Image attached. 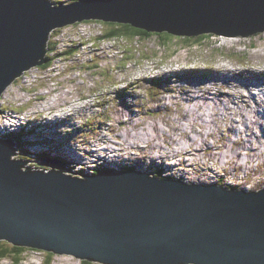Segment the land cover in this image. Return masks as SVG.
Segmentation results:
<instances>
[{
  "label": "water",
  "instance_id": "water-1",
  "mask_svg": "<svg viewBox=\"0 0 264 264\" xmlns=\"http://www.w3.org/2000/svg\"><path fill=\"white\" fill-rule=\"evenodd\" d=\"M84 20L246 40L264 33V0H0V93L45 62L52 30ZM13 144L0 139V239L103 264H264V187L83 175L9 158Z\"/></svg>",
  "mask_w": 264,
  "mask_h": 264
},
{
  "label": "rangeland",
  "instance_id": "rangeland-1",
  "mask_svg": "<svg viewBox=\"0 0 264 264\" xmlns=\"http://www.w3.org/2000/svg\"><path fill=\"white\" fill-rule=\"evenodd\" d=\"M50 1L67 4L76 0ZM101 23L100 21L95 23L84 21L72 27L68 26L50 33L47 41L48 52L45 55L49 67L43 68L42 66H33L31 69L24 72L22 76L17 78L1 94V115L6 116L8 120L14 118L15 120H13V123L15 125L18 124L17 127H21L19 133H14L17 147L19 151L21 150V154L15 158L22 161L41 162V153L47 156H56L54 148L50 145H55V140L59 139L64 145L70 144L75 147H81L78 152L74 153V157H77V161L74 163H67L71 165V167H68L69 170L71 168L72 171L76 173L78 171L81 174L93 175L94 172L95 174L103 172H124L122 168H135L146 172V170L156 169L154 168L155 165H153V162L150 160L156 161L157 163L160 162L164 167H167L166 164L170 162H179L182 157L187 162L193 163L192 167H189L191 170L188 178L180 173L178 176V171L157 170L158 167L155 171L156 174L159 177L168 178H181L183 176L181 179L187 183L195 182L196 184L200 183L204 185L218 184L237 189L249 188L248 190H256L264 187V104H260L257 101L258 98H264V94H262V97L255 96L256 101L251 100V95H255L258 91L253 88L254 86L260 85L259 89H264V75H259V77L252 76L249 72L252 67V70L264 73V33L256 38L246 40H232L216 35H206L198 42L191 41L185 43V37L183 36L171 35L162 39L163 37L161 36L151 34L144 39L134 37L128 40L122 39L113 41L108 39L109 41L103 40L97 42V40H94L95 36L108 29L107 26ZM165 40H167V43H164ZM63 51L66 52L60 53ZM48 59H50L49 62ZM223 66L226 68H223ZM196 67L201 68L196 69ZM228 68L229 70L240 68L239 70L242 73L237 75V78H232L228 76V74H223L229 72ZM172 69H174V71H171ZM161 70L169 74L177 72L191 73L193 76L187 79L192 80L187 82L191 85L192 81L195 80V84L187 89L183 88L185 85L183 83L184 81L170 84V82L163 77L164 80L158 78L156 80L158 84H153L149 87L153 82V76L157 75ZM207 72L209 73L206 76ZM201 75L206 77H200ZM209 77H211V81L208 83L206 81L209 80ZM216 77H221L223 87L221 85L219 86L222 89V93L230 91L231 87H234L235 91H237L236 86L241 83L243 87H249L248 91L251 95H248V93L243 90L239 91L241 92L242 99L235 97V94L233 99L227 98L224 94H218L217 97L213 98L205 92V88H210L211 91H215L212 82ZM198 78L202 79L204 82H198ZM123 85L127 86L130 95L128 98L126 97L128 99L126 102L129 107H125L123 114L130 116L128 120H123L120 123L124 124L121 131L112 129L114 134L113 143L117 148L116 151L109 149L113 152L111 161L107 162L100 158L96 160V157L92 156L90 153L91 149L106 145V142L112 135L110 128L119 129L122 128V125H118L117 122H114L113 113L116 112L114 108L110 106L105 107L107 115L105 119V115H102V118L99 117L93 108L83 112V101L91 104L95 100L108 105V97L104 96V94L112 91L118 93ZM171 88L174 91L171 90ZM193 91L199 93L198 99H189V94ZM67 92L68 94L65 96L64 101H58L55 107L64 105L63 109H67L68 111L72 109L73 105L77 102L76 110L72 109V112L75 110L74 112L81 116L82 126H79V123H77L75 125L77 130L72 129L66 133L65 126H67V124L69 125V129L72 128L70 119L64 123H57L58 119H54L53 114H44V116H39L40 120H43L41 123H44L43 127L49 125L50 128L44 129V131L41 132L42 130L34 127L32 128V135L24 134L29 129H26L23 123L30 124L35 120L36 115L34 114V109H36L35 104L38 103L37 100H35V95L50 99ZM212 100H217V107L220 108L224 105L225 109L218 110L217 126H208L204 122L206 119H212V117L208 116L211 112ZM199 103L201 107L197 109L196 104ZM253 104L258 105L261 111L255 112L253 110ZM80 112L82 114H79ZM193 112L198 114L206 112V118L204 120H191V124L189 122V117L190 113L192 114ZM243 112L248 118L247 125L253 122L259 114L262 115V117H260L262 120L258 121V124L246 132H235L232 129L233 122L239 124L240 127L238 126V128H241V130L245 127V123L241 117ZM138 113V118H136ZM45 115L48 118L43 119ZM175 116L183 118H181V123L193 142L190 143L183 140L182 144L173 146L162 144L163 153H165V150L169 153L165 161L164 157L155 158L159 153L157 144L163 142V136H161L162 140H157L154 145L152 144V140L140 142V147L138 148L129 143V141L131 142L138 136L143 135L144 132L141 131L144 128H147L146 131L151 133L152 126H154L153 123L159 124V122H161L160 125L167 129L169 125L168 120H175ZM231 117L233 119H230ZM134 123H138L139 125L126 126L127 124ZM131 127L132 130L127 136H123V134L116 135L121 141V144L118 143L119 140L115 137V134L117 132L123 133L128 131ZM208 128L211 129L212 135L208 134ZM3 132L5 131L3 130ZM95 133L97 134L95 135ZM36 134H39V139L48 150L42 148L39 151L34 147L29 148V145L27 147V142H23V137L27 138ZM244 134L252 136V140L256 144V147H249L248 153L246 152L248 148L247 141L242 143ZM122 136L124 138L123 140H121ZM33 137L35 138L36 136ZM177 137L179 136L177 135ZM233 137H238L239 140L234 141ZM180 139L181 138H179V140ZM33 140L34 139L31 138V141ZM40 140L36 138L35 143L33 142L31 145H37ZM95 140L96 143L93 142ZM198 140L200 142H198ZM202 140L205 141V145L202 144ZM85 141L90 142L89 144H87L88 142L84 144ZM214 141L216 144L210 147V144ZM226 143L229 144V147L236 149L235 153L241 152L242 154L237 156L230 148L227 153L232 154L234 157L221 169L219 165L221 162L218 164L216 160H211L210 154L214 152L216 155H218V153L221 155V152L224 150V144L226 145ZM57 146L59 147L60 144H57ZM110 146L114 145L110 144ZM203 146L206 148V151L201 149ZM172 149H174V152H177L176 155ZM194 149H197L199 153L194 152ZM100 150L101 149H99V151ZM182 151L185 152L181 153ZM29 153L35 155L33 160H31ZM172 153H174L173 156L176 158L171 157ZM141 156L147 159V163H150V166L145 168L146 170H142L144 168L140 167L139 162L137 163L131 160L133 157L140 158ZM58 158L64 161L63 158ZM123 158H125L123 160L124 162L120 160ZM115 159L118 161L116 162ZM195 159H199L201 162ZM220 159L222 160V158ZM69 160L71 162V159ZM90 160L96 161L94 163L87 162ZM245 160L247 161L244 162ZM139 161L145 160L142 158L139 159ZM235 162H237L236 165ZM180 163L181 162L174 165L184 168V163ZM202 163L209 173V177L206 181L195 179L199 174L202 175ZM78 165L83 168H79ZM145 165L146 164L143 163V166ZM105 168H107L106 171L104 170ZM215 169H219V172H215ZM225 172L227 174L226 177L224 176ZM186 178L189 179V181ZM1 241L5 242L6 245L16 246L6 240H0V244L2 243ZM25 249L22 264H80L81 261L70 255L52 253L53 255L50 257L47 254L50 253L48 251L45 252L30 248ZM44 259H46V261ZM9 263L10 260L8 259H0V264ZM90 263L100 264L98 262Z\"/></svg>",
  "mask_w": 264,
  "mask_h": 264
},
{
  "label": "bare ground",
  "instance_id": "bare-ground-1",
  "mask_svg": "<svg viewBox=\"0 0 264 264\" xmlns=\"http://www.w3.org/2000/svg\"><path fill=\"white\" fill-rule=\"evenodd\" d=\"M226 64V63H225ZM225 66H223V68H224ZM157 69H160L159 67H156ZM201 67H196V69H200ZM207 68V67H206ZM226 68V67H225ZM232 68V67H231ZM252 68V67H251ZM250 68V73L252 74V76H257V77H259V75H264V73L263 72H256L255 70H252ZM208 69V68H207ZM206 69V70H207ZM240 69V68H239ZM239 69H237V68H233V69H230L229 70V68H228V70H229V72L228 73H226L225 71V73H223L224 75H227L228 74V76H230V77H232V78H237V75H239L240 73H242V72H240V70ZM223 70V69H222ZM221 70V71H222ZM225 70V69H224ZM227 70V71H228ZM171 71H174V69H172ZM218 71V70H217ZM24 72H26V71H23L19 76H16L11 82H10V84H8L7 86H10L17 78H19L20 76H22V74L24 73ZM208 73L209 72H207L206 73V76L208 75ZM214 75V74H213ZM193 76V74H191V73H188V72H177V73H172V74H169V73H167V72H165V71H159V73L157 74V75H154L153 76V82L151 83V85L149 86V87H151L153 84L154 85H157L158 84V82L156 81L158 78H161V79H163L164 80V78H166L169 82H170V84H172V83H175V82H178V81H182L181 80V77H183V79H184V87L183 88H187V89H189L190 88V86H193L194 84H195V80H193L192 81V83H191V85H189L188 84V82L187 81H191L192 79H187L188 77H192ZM206 76H204V75H201L200 77H206ZM221 76V75H220ZM164 77V78H163ZM214 77V76H213ZM198 80V82L199 81H201V82H204V81H202V79H200V78H198L197 79ZM211 81V77H209V80L208 81H206V82H210ZM222 80H221V77H216L215 79H214V81L212 82V84L214 85V87H215V91H211L210 90V88H205V92L208 94V95H210V96H212L213 98H215V97H217L218 96V94H224V95H226L227 96V98H229V99H233L234 98V94H235V97H237V98H240V99H242L241 98V92H239V91H245V92H247L248 93V95L250 94V92L248 91V88L249 87H243L242 86V84L240 83L238 86H236V88H237V91H235V89H234V87H231L230 88V91H226V92H224V93H222V89L220 88V86L219 85H221L222 87H223V83L221 82ZM224 81V80H223ZM243 81V80H242ZM248 81H251V80H248ZM233 83V82H232ZM126 85V84H125ZM125 85H123L122 87H121V89L119 90V92L117 93V92H114V91H112V92H106L105 94H104V96H107L108 98H107V103H108V105L107 104H104V103H100L99 101H95L94 100V102H92L91 104L90 103H86V102H84L83 101V112H86V111H88V110H90V109H94L95 111H96V113L98 114V116L99 117H101L102 115H105V119L107 118V115H106V112H105V107L106 106H110L111 108H114L115 109V111L116 112H114L113 113V119H114V122H117L118 124H120L123 120H128V117L130 116V115H124L123 113H124V111H125V107H129L128 106V104H127V98L130 96L129 95V91H128V89H127V86H125ZM200 85V84H199ZM256 85H257V83H256ZM259 86L260 85H258V86H254L253 88L255 89V90H258L257 91V93L255 94V95H251V100H254V101H256V99H255V96H259V97H262L263 95L262 94H264V89H259ZM171 90H173L172 88H171ZM198 90V89H197ZM214 90V89H213ZM174 91V90H173ZM194 92V93H193ZM192 93H190L189 94V99L191 98V99H198V97H199V93L197 92V91H193ZM68 94V92L67 93H62V94H59V95H57V96H55V97H52V98H50V99H48L47 97H44V96H37V95H35V100H37V104H35L36 105V109H34V114L36 115L35 116V120L32 122V123H30V124H27V123H23V126L24 127H26V129H31V128H34V127H37L39 130H42L41 132H43L44 131V129H47V128H50V126L49 125H46L45 127H43V125H44V123H41V122H43V120H40V118H39V116H41V115H43L44 116V114H53V116L55 117V119H58V121L59 120H62L63 119V116L61 115V113H60V111L58 110V107H55V105H57V102L58 101H64V99H65V96ZM206 94V95H207ZM127 97V98H126ZM201 97V96H200ZM186 98V97H185ZM80 99H83V98H80ZM226 99V98H225ZM207 100V99H206ZM239 100V99H238ZM190 101V100H189ZM224 101V100H223ZM226 101V100H225ZM257 101L260 103V104H264V98H258L257 99ZM216 102H217V100H212V103H211V112H210V114L208 115V116H210V117H212V119H206V121H204L205 122V124H207L208 126H211V125H215V126H217V119H218V114H219V112H218V110L219 109H223V110H225L224 109V105L223 106H221L220 108L219 107H217L216 106ZM193 103H195V102H193ZM198 103V102H197ZM174 104V103H173ZM244 104H246V103H244ZM219 105V104H218ZM76 106H77V102L75 103V105H73V107H75L76 108ZM166 106V105H165ZM196 107H197V109H200V103L199 104H196ZM178 108V107H177ZM176 108V109H177ZM227 108V107H226ZM243 108V107H242ZM232 109V108H231ZM241 109V108H240ZM259 109V110H258ZM178 110H180V109H178ZM253 110L255 111V112H257V111H261L260 110V107L258 106V105H256V104H253ZM245 111V110H244ZM182 112V111H181ZM223 112H225V111H223ZM232 112V111H231ZM249 112H251V111H249ZM147 113V112H146ZM176 113V112H175ZM180 113V112H179ZM226 113V112H225ZM237 113V112H236ZM79 114H82L81 112L79 113ZM148 114V113H147ZM177 114V113H176ZM228 114V113H227ZM178 115H180V114H178ZM182 115V114H181ZM258 115V114H257ZM222 117V116H221ZM224 117V116H223ZM241 117L243 118V121H244V123H245V127H244V129L243 130H241V128L239 129L238 128V126H239V124H237V123H232V129L235 131V132H237V131H242V132H246L247 130H250L253 126H255L256 124H258V121H260V120H262V118L260 119V117H262V115L261 114H259L258 116H256V118H255V120L253 121V122H251L249 125H247V123H248V118L246 117V115L244 114V112H243V114L241 115ZM45 118H48L46 115H45V117H43V119H45ZM102 118V117H101ZM182 118V117H181ZM181 118H178V117H176L175 116V120H172V121H170V120H168L169 121V125H168V128L167 129H165L164 127H162L161 125H160V123L161 122H159V124H156V123H153L154 124V126H152V130H151V133L150 132H147L146 130H147V128H144L141 132H144V134L143 135H140V136H138L135 140H132L131 142L129 141V143L132 145V146H135L136 148H138V147H140V142H143V141H149V140H152L153 142H152V144L154 145V144H156L155 142H157V140H162V137L161 136H163V142L162 143H158L157 144V147H158V155H156L155 156V158H160V157H164L165 159H164V161L167 159V157L169 156V153L165 150L164 152L165 153H163V146H162V144H165V145H169V146H173V145H180V144H182V142H183V140H185V141H187V142H190V143H192L193 142V140L191 139V138H189V136L187 135V133H186V131L184 130V126L182 125V123H181ZM206 118V112H203V113H201V114H198V113H196V112H193L192 114L190 113V117H189V122L191 123V120H195V119H199V120H204ZM220 118V117H219ZM171 119V118H170ZM183 119V118H182ZM230 119H233L232 117L230 118ZM249 119H250V117H249ZM13 120H15L14 118L13 119H11V120H8L7 119V117L6 116H2L1 115V113H0V139L1 140H13V145H12V147L13 148H15V150H14V152L16 153V154H13V155H9V158L10 157H13L14 158V160H19V159H16L15 157H18L20 154H21V150L19 151V149H18V147H17V143H16V139H15V137H14V133H19V130L21 129V127H17L18 126V124H14L13 123ZM18 120V119H17ZM241 121V120H240ZM230 122H232V121H230ZM70 123H71V126H72V128H70L69 129V125L67 124V126H65L66 128H65V130H66V133H68V131H71L72 129H75V130H77V128L75 127V125L77 124V123H79V126H82L83 125V123H82V121H81V116L80 115H78L76 112H72L71 113V117H70ZM243 123V122H242ZM53 124V123H52ZM143 124V123H142ZM192 124V123H191ZM128 125H130V126H135V125H139L138 123H134V124H127L126 126H128ZM188 125V124H187ZM240 127V126H239ZM142 128V127H141ZM230 128V127H229ZM5 131V132H3V130ZM175 129V130H174ZM189 129V128H188ZM209 129V128H208ZM231 129V128H230ZM131 130H132V127L128 130V131H125V132H123V133H119V132H117L116 134H115V137L117 138V136L116 135H118V134H123V136L125 135V136H127L128 134H129V132H131ZM206 130V129H205ZM195 131V130H194ZM253 131V130H252ZM134 132V131H133ZM97 133H95V135H96ZM132 134V133H131ZM208 134H211L212 135V132H211V129H209L208 130ZM235 134V133H234ZM177 135L179 136V137H177ZM236 135H237V133H236ZM123 136H122V138H121V140H123L124 138H123ZM24 138V141L23 142H27V147H28V145H29V148L30 147H34L35 149H38L39 151L43 148V149H46V150H48V148L46 147V146H44V143L43 142H41V140L39 139V135H37L36 137H35V139H34V137L33 136H29V137H23ZM31 138H33L34 139V143H35V140H36V138H38V140H40V141H38V144L37 145H31V144H33V141H31ZM179 138H181L180 140H179ZM223 138V137H222ZM55 139V138H54ZM118 139V138H117ZM133 139V138H132ZM194 139V138H193ZM233 139H234V141H237V140H239L238 139V137H233ZM254 139V138H253ZM119 140V139H118ZM155 140V141H154ZM223 140V139H222ZM230 140H231V138H230ZM262 140V139H261ZM221 141V140H220ZM226 141V140H225ZM244 141H247V146H248V148L246 149V152L248 153V150H249V147H254L256 144L254 143V141L252 140V136H250V135H248V134H244V137H243V140H242V143L244 142ZM86 142H88L87 144H89V142L90 141H85V143L84 144H86ZM94 143H96V140L95 141H93ZM198 142H200L199 140H198ZM202 142V144H204L205 145V141L204 140H202L201 141ZM207 142V141H206ZM218 142V141H217ZM118 143H120L121 144V141L119 140V142ZM212 143V142H211ZM57 144H60V146L58 147L57 146ZM128 144V143H127ZM207 144V143H206ZM216 143H215V141L212 143V144H210V147L213 145H215ZM231 144V143H230ZM232 145V144H231ZM51 147H53L54 148V152H55V159L56 160H58V161H61L63 164H64V166L67 168V169H69L68 167H71V165H68L67 163H74L75 161H77V157H74V153L75 152H78V150L81 148V147H75L74 145H64L63 143H61V141L59 140V139H56L55 140V145L54 144H51L50 145ZM207 146H208V144H207ZM260 146V145H259ZM26 147V148H27ZM93 147H94V145H93ZM256 147V146H255ZM231 147H229V144H227L226 143V145L224 144V150L221 152V155L218 153V155H216L214 152H211V154H210V159L211 160H216L217 162H218V164H219V162H221L219 165H220V167H221V169H222V167H224L229 161H231L232 159H233V155L232 154H228L227 153V151L230 149ZM99 149H101L100 151H99ZM199 149V148H198ZM201 149H204L205 151H206V148L203 146V148H201ZM238 149V148H237ZM17 150V151H16ZM121 150V149H120ZM173 150V152H174V149H172ZM184 150V149H183ZM188 150V149H187ZM209 150V149H208ZM213 150V149H212ZM231 150H232V152L233 153H235L236 152V149H233V148H231ZM241 150V149H240ZM88 151V150H87ZM176 151V150H175ZM251 151V150H250ZM185 151H182L181 153H184ZM194 152H196V153H199V151L197 150V149H194ZM18 153V154H17ZM69 153H71V154H69ZM91 155L92 156H94V157H96L95 159L97 160V158H100V159H103V160H106V161H111V159H112V155H113V152L111 151V150H109V148L108 147H101V146H98V147H94L93 149H91ZM175 153V155H176V153L177 152H174ZM174 153H172L171 154V157H174L173 155H174ZM254 153V152H253ZM187 154V153H186ZM235 154H237V156H239V155H241L242 153L241 152H237V153H235ZM189 155V154H188ZM254 155V154H253ZM29 156L31 157V160H33V158H35V155H33V154H31V153H29ZM58 157H61V158H63L64 159V161L62 160V159H59ZM195 157H196V155H195ZM260 157V156H259ZM47 158V155L46 154H43V153H41V160H42V162H43V160L44 159H46ZM143 158V160H145V161H139V159H142ZM220 158H222V160L220 159ZM262 158H263V156H262ZM261 158V159H262ZM69 159H71V162H70V160ZM125 158H123V159H120V160H122V162H124L123 160H124ZM202 159H203V157H202ZM96 160H90V161H87V162H91V163H94ZM131 160H133V161H135V162H139V165H140V167H143L144 169L146 168V167H149L150 166V163H147L146 162V158L145 157H143V156H141L140 158H137V157H133V158H131ZM196 161H199V162H201V160H199V159H195ZM150 161H152L153 163V165H155L154 167L155 168H157L158 167V170L159 169H163V170H165V171H172V170H174L175 168V170H178V171H180V172H178V176L180 175V174H182L184 177H187L188 178V175H189V172H190V170H191V168L189 169V167H192V165H193V163H189V161L187 162L186 160H184L182 157H181V160L179 161V162H181L180 164H183L184 163V165H185V167L184 168H181L180 166H175L174 164H178V163H168V164H166V166L167 167H164L160 162H156V161H153V160H150ZM207 161V160H206ZM247 160H245L244 162H246ZM101 163V162H100ZM143 163L144 164H146L145 166H143ZM188 163V164H187ZM76 164V163H75ZM207 164V163H206ZM216 164V163H215ZM237 164V162H235V165ZM138 166V165H137ZM78 167L79 168H83V167H81L80 165H78ZM234 167V166H233ZM202 175H198L197 176V178H195L196 180H207L208 179V172H207V169H205L204 168V165H203V163H202ZM120 169V168H119ZM105 171L107 170V168H105L104 169ZM143 170V169H142ZM253 170V169H252ZM70 171H72V169L70 168ZM173 172V171H172ZM215 172H219V169H215ZM77 173H79V174H81L80 172H78L77 171ZM180 173V174H179ZM196 173V172H195ZM229 173H231V172H229ZM197 174V173H196ZM161 175V174H160ZM168 175V174H167ZM164 176H166V175H164ZM182 176V177H183ZM195 176V175H194ZM204 176V177H203ZM218 176V175H217ZM224 176L226 177L227 176V174H226V172L224 173ZM181 177V178H182ZM173 178V177H172ZM175 178V177H174ZM180 178V179H181ZM186 178V179H187ZM218 178H219V176H218ZM188 181H189V179H187ZM191 180V179H190ZM192 180H194V179H192ZM195 183V182H194ZM200 184V183H199ZM218 185V184H217ZM235 189H237V188H235ZM0 240H4V239H0ZM6 241H8V240H6ZM8 242H10V241H8ZM10 243H12V242H10ZM13 244V243H12ZM15 245V244H14ZM38 249H41V248H38ZM42 250H45V249H42ZM46 251H48V250H46ZM48 252H50V253H53V254H61V253H55V252H52V251H48Z\"/></svg>",
  "mask_w": 264,
  "mask_h": 264
},
{
  "label": "trees",
  "instance_id": "trees-1",
  "mask_svg": "<svg viewBox=\"0 0 264 264\" xmlns=\"http://www.w3.org/2000/svg\"><path fill=\"white\" fill-rule=\"evenodd\" d=\"M103 25L107 26L108 29L99 37L100 39H109L111 37H127V38H134L137 37L139 39H144L150 36L151 34H156V36L163 37L162 39H165L164 37H169L171 34H168L166 32H148L144 29L135 28L127 23H113V22H105ZM203 36L201 35L198 37L194 36H188L184 38L185 43H189L191 41L198 42L200 41ZM164 43H167V40H165ZM50 59H48V62ZM0 244V259H4L5 257L10 258L11 262L10 264H21V257L23 256L24 251L26 250L25 247H17V246H10L6 245L5 242L1 241ZM5 248V249H4ZM50 257L53 255L52 253H47ZM81 264H91L89 261L82 260Z\"/></svg>",
  "mask_w": 264,
  "mask_h": 264
},
{
  "label": "clouds",
  "instance_id": "clouds-1",
  "mask_svg": "<svg viewBox=\"0 0 264 264\" xmlns=\"http://www.w3.org/2000/svg\"><path fill=\"white\" fill-rule=\"evenodd\" d=\"M77 1V0H76ZM52 3H54V4H59L60 2H52ZM84 21H86V22H99L100 20H84ZM84 21H81V22H84ZM81 22H78V23H81ZM100 22H102L101 24L103 25V23H105V22H103V21H100ZM78 23H74V24H71V25H67V26H65V27H72V26H74V25H76V24H78ZM97 24V23H96ZM65 27H61V28H65ZM61 28H56V29H54V30H52L50 33H52V32H54V31H58L59 29H61ZM104 32H102V33H100L99 35H96L95 36V38H94V40H97V42L98 41H103V40H108V39H100L99 37L103 34ZM50 35V34H49ZM49 37V36H48ZM122 39H130V38H127V37H119V38H116V37H111V38H109V40H113V41H116V40H122ZM139 39V38H138ZM108 40V41H109ZM47 41H48V39H47ZM47 41H46V46H45V49H46V52H45V55L47 54V52H48V49H47ZM52 52V51H51ZM64 52H66V51H63V52H60V53H64ZM74 53H75V51H74ZM73 53V54H74ZM44 60H45V62L43 63V64H41V65H35V67H37V66H42L43 68H48L49 67V65L47 64V60H46V57L44 58ZM33 67V66H32ZM32 67H30L29 69H31ZM29 69H27V70H29ZM27 70H24V71H27ZM183 78V77H182ZM184 81V80H183ZM8 86H6V88H7ZM5 88V89H6ZM4 89V90H5ZM4 90L0 93V96H1V94L4 92ZM63 107H64V105H60V106H58V110L60 111V112H62L61 113V115L63 116V119L62 120H59V121H57V123L59 122V123H64V122H67V120H69L70 119V117H71V113H72V109H75L76 110V108L75 107H73L72 109H70V110H68L67 111V109H63ZM74 110V111H75ZM73 111V112H74ZM1 112V111H0ZM52 114V113H51ZM47 115H50V114H47ZM136 118H137V115H136ZM54 119H55V117H54ZM118 125H122V128H119V129H116V128H110V131H111V138L106 142V145H102L101 147H107L108 146V148L109 149H112L113 151H116V148H117V146L113 143V140H114V134H113V132H112V129H114V130H116V131H121L122 129H123V127H124V124H118ZM32 132H33V130H32V128L31 129H29L27 132H25L24 134H28V135H32ZM37 135H39V134H36V135H33V136H37ZM27 136V135H26ZM35 139V138H34ZM33 142H34V140H33ZM110 144H113L114 146H110ZM118 152V151H117ZM47 158H51V159H55V156H47ZM173 158H176V157H173ZM172 159V158H171ZM56 160V159H55ZM103 160V159H102ZM104 161H106V160H104ZM115 161L117 162L118 160H116L115 159ZM41 162H42V160H41ZM107 162H110V161H107ZM170 163H178V162H170ZM155 168V167H154ZM121 169V168H120ZM157 169V168H156ZM156 169L155 170H146V169H143V170H146V172L145 171H141V170H137V169H135V168H122V171H129V170H136V171H141V172H145V173H149V174H151V175H153L155 178H163V179H174V180H180V181H182V182H185V183H187L186 181H184V180H182V179H180V178H168V177H159L157 174H156ZM158 170V169H157ZM161 170V169H160ZM172 171H178V170H172ZM178 172H180V171H178ZM83 175H87V174H83ZM93 175H95V172L93 173ZM191 183H193V182H191ZM209 185H214V184H209ZM217 186H223V185H217ZM223 187H225V188H234V187H228V186H223ZM245 190H247V191H250V190H248L249 188H244ZM260 189V188H259ZM256 190H258V189H256ZM17 247H25V248H30V249H36V250H42V249H38V248H36V247H30V246H22V245H16ZM42 251H45V252H47L46 250H42ZM62 255H69V254H62ZM70 256H73V257H75L74 255H70ZM76 259H78V260H86V259H83V258H78V257H75ZM4 259H8V260H10V262H11V259L10 258H7V257H5ZM22 259H23V256L21 257V264H22ZM45 261H46V259H44ZM80 261V264L82 263ZM86 261H89V260H86ZM89 262H97V261H89ZM98 263H100V262H98ZM10 264V263H9ZM100 264H103V263H100ZM105 264V263H104Z\"/></svg>",
  "mask_w": 264,
  "mask_h": 264
}]
</instances>
